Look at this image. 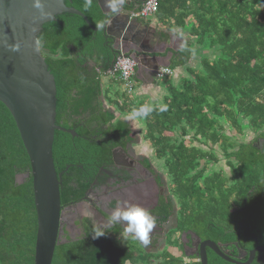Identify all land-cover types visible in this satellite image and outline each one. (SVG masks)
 I'll list each match as a JSON object with an SVG mask.
<instances>
[{
  "label": "trees",
  "instance_id": "16d2710c",
  "mask_svg": "<svg viewBox=\"0 0 264 264\" xmlns=\"http://www.w3.org/2000/svg\"><path fill=\"white\" fill-rule=\"evenodd\" d=\"M64 4L83 13L92 27L103 23L96 0L90 8L84 0ZM156 13L191 16V35L218 51L178 86L169 76L158 79L167 86L163 104L151 106L146 118H134L143 121L142 136L169 178L170 196H161L150 213L156 224H164L178 205L176 228L160 255L146 254L139 246L116 245L110 233L121 229L98 230L83 218L80 236L58 243L51 264H147L149 258L159 259L156 264H200L197 255L185 256L191 261L184 262L182 245L170 238L185 231L213 241L227 255L233 242L244 249L264 247V0H158ZM37 42L54 78L55 124L76 134L54 132L52 157L61 174L63 208L81 200L91 183L113 168V150L126 151L134 143L124 116L144 104L118 92L110 96V85L120 81H103L118 52L112 38L79 16H55L42 25ZM189 55L187 42L170 69L184 66ZM224 126L244 138L232 139ZM215 146L228 178L221 171L205 174L207 164L218 161ZM29 170L13 118L0 103V264H33L36 213L31 177L23 176ZM99 231L105 235L95 238ZM170 247L180 254L170 253ZM206 256L207 264H233L209 249ZM250 264H264V253Z\"/></svg>",
  "mask_w": 264,
  "mask_h": 264
},
{
  "label": "water",
  "instance_id": "95a60500",
  "mask_svg": "<svg viewBox=\"0 0 264 264\" xmlns=\"http://www.w3.org/2000/svg\"><path fill=\"white\" fill-rule=\"evenodd\" d=\"M143 1L125 0L118 12L113 13L107 7L106 0H96L104 20L103 27L95 28L83 13L66 6L64 0H41L42 10L34 7V0H0V103L13 118L29 161L30 170L23 176L31 177L36 213L33 264H51L55 246L67 241L63 237L61 222V174H56L54 168L52 145L56 130L76 135L73 130L55 124L54 78L40 53L37 35L42 25L55 20V16L61 13L73 14L82 18L92 30L101 29L112 38L113 46L117 43L125 44L127 49L121 51L137 62L138 33L132 31L129 12ZM116 152L115 149L113 159ZM92 214L100 216L96 210ZM191 237L196 242L194 247L200 264H207L206 249L233 264H250L255 253H264V247L256 246L248 254L243 253L242 256L247 255V259L242 262L237 259L238 255L232 258L223 253L209 239L201 241L194 234Z\"/></svg>",
  "mask_w": 264,
  "mask_h": 264
},
{
  "label": "crops",
  "instance_id": "0c3cea01",
  "mask_svg": "<svg viewBox=\"0 0 264 264\" xmlns=\"http://www.w3.org/2000/svg\"><path fill=\"white\" fill-rule=\"evenodd\" d=\"M179 11H175V15ZM130 26L133 32H137L139 41L137 67L133 76L132 100L142 102L144 105L155 106L162 105L163 99L168 95L165 81L155 79V71L158 68H170L171 61L176 52L180 51L188 42L190 55L188 62L184 66L171 69L172 74L168 77L172 85L178 86L183 79L191 78L190 71L201 70L203 60H213L217 57L216 46H210L208 40L205 43L197 41V37L191 35L193 19L191 16L168 17L161 13H155L145 19L130 20ZM115 33H112L114 35ZM142 43V45H141ZM116 50L127 49L125 44L117 43L113 46ZM121 53H123L121 51ZM104 80L110 81L109 75H105ZM106 82V81H105ZM132 132L142 134L143 123L138 119H129ZM141 147H139L140 145ZM134 155L150 156L149 144L143 136H136L133 144L129 145Z\"/></svg>",
  "mask_w": 264,
  "mask_h": 264
},
{
  "label": "flooded vegetation",
  "instance_id": "af4514ba",
  "mask_svg": "<svg viewBox=\"0 0 264 264\" xmlns=\"http://www.w3.org/2000/svg\"><path fill=\"white\" fill-rule=\"evenodd\" d=\"M116 150V156L113 159V168L104 171L103 175L99 177V179L94 180L91 183V187L85 192V195L81 200L74 204H70L61 208L63 237H65L66 239H75L76 237L80 236L81 226L79 224V221L83 218H89L93 226L98 230L111 229L112 232L117 229L122 230L124 228L122 224L105 223L112 211L120 206L122 202L127 201L130 204L143 207L150 212L154 210L161 196H170L169 194L162 193V185H165L163 177L158 174L159 170L157 171V173L155 168H153L154 166H151L148 155H136V157L140 156V158H134L129 153V151L131 150L129 146L124 153L121 152L120 149ZM145 163H148L149 166L146 167ZM98 191H100V193ZM82 204L87 206L85 207V210L87 212H90L91 214L90 216L80 215L78 219L76 217L74 220H72L71 228L76 229L78 233L77 236H70L66 229L67 224L64 223L65 219L63 217V213L66 209H70L73 207L72 209H74V213L79 212L80 214L82 213V208L80 207V205ZM94 210H96L100 214V216H93L92 213L94 212ZM173 213L174 208L172 210V214ZM172 214L164 224L159 223L155 225L154 230H152V232L150 233V239L159 236L161 231H165L164 228L169 223V220H171ZM155 220L157 219L155 218ZM174 228H176V225L165 233V242H167L166 236L170 234V231ZM123 231L124 229L118 235H114L112 233L110 234L113 238L121 235ZM191 235L192 233H190L189 231L180 232L177 235V238L179 239L178 244L182 245L183 253H186L188 256L196 255L197 253V249H195L194 247L196 242L194 238L191 237ZM157 241H155V239L151 240L152 247L157 243ZM133 245L135 247H138L137 244ZM232 245L233 248H231L230 252L228 253H230L233 258H236L238 255V260L242 262L245 261L247 259V255L243 257V253L246 252L248 254V251L251 249H244L238 246L235 242H233ZM227 246H229V244L225 245V247ZM237 250H239V252H237ZM154 252H147L146 254H153ZM256 255L257 253H255V257Z\"/></svg>",
  "mask_w": 264,
  "mask_h": 264
},
{
  "label": "rangeland",
  "instance_id": "374dc122",
  "mask_svg": "<svg viewBox=\"0 0 264 264\" xmlns=\"http://www.w3.org/2000/svg\"><path fill=\"white\" fill-rule=\"evenodd\" d=\"M111 65H112V63H111ZM111 65H110V67H111ZM110 67L106 71L105 75H109L110 78H113L109 74ZM103 82L105 84L108 83L107 80H104ZM115 92H118V95H124V96L127 95L131 99H132V95H134V93H132L133 90H130L128 87L123 86L121 83H119V84L114 83L113 85H110V88H109V94H110V96L111 97H114V93ZM136 101H133V102L135 103ZM116 116H117L116 118H119L120 117L118 114ZM124 118H125V116H124ZM139 120L143 123V121L141 119H139ZM224 127H225V133L227 135H230L232 137V139L237 138L238 141H241L244 138L243 136H240V135L235 136L236 135V132L233 129H227L226 126H224ZM141 128H143V127L141 126ZM140 135H142V134H140L139 131L135 133V137L136 136H140ZM138 145H140V144H138ZM194 145H197L196 142L194 143ZM139 147H141V145ZM201 148L202 149H205V150L207 149V148H205V146H202ZM214 150H215V152L217 154L218 161L216 163H209V164H207L206 170H205V174L207 175V174L211 173L212 171H215V172L216 171H221L223 173V175L228 178L229 177V168L225 164V159L221 155V151H220V149L217 146L214 147ZM121 152L124 153L125 151L121 150ZM129 153L134 158H140V156H137V157L134 156L133 150H130ZM148 159H149V162L151 163V166L152 167L154 166L153 168H155L156 172L159 170V173L158 172L157 173L163 177V181H164L165 185H162V193L163 194H170V190H169V186H168V183H169V180L168 179L169 178H167V176H166V172H165V169L163 167L162 160L156 159L151 153H150V156H149ZM201 164L203 165V163H201ZM22 178H23L22 176H18L17 177V180H21ZM98 192L100 193V191H98ZM80 207L82 208V213H80V214H79V212L78 213H74V209H72L73 207L70 208V209H66L64 211V213H63V217L65 219L64 223L67 224V228L66 229H67V232H68V234L70 236H77V233H78L76 229H72L71 228V222H72V220H74L76 217L78 219L80 215H84V216L88 215V216H90V214H91L90 212H87L85 210V207H87L86 205H83L82 204V205H80ZM176 210H178V205H175L174 204V213L171 216V220H169V223L165 226V228H164L165 231H161V233H160L159 236L153 238V239H155V241L158 240L157 243L153 247H152V243L151 242H150L151 244H149L147 247H144L138 241H133L130 238H127L126 239L124 237V235H123L124 231L122 232L121 235H119L117 237H113V240H114L115 244L116 245L123 246V247H128V246H130V244L131 245H133V244L136 245L137 244L138 246H140L141 250L143 252H145V253H147V252H154L155 251L153 254L160 255L159 253L162 252V250L167 247V243L164 241V235H165V233L169 229H171L172 227H174L176 225V220H177ZM70 213H73V214H70ZM177 235L178 234H173L170 238L173 239V240L176 239V242L178 243L179 239L177 238ZM153 239H150V241L153 240ZM175 246H177V245L175 244ZM168 251L170 253H173L174 255H176V254L179 255L180 254V252L177 251L173 247L168 248ZM185 256H188V255L185 253L184 256H181L184 262L191 261L190 259L186 258ZM146 262H147V264H156V263L159 262V259L149 258ZM126 264H129V263H126ZM137 264H141V263H137Z\"/></svg>",
  "mask_w": 264,
  "mask_h": 264
},
{
  "label": "clouds",
  "instance_id": "9594fccd",
  "mask_svg": "<svg viewBox=\"0 0 264 264\" xmlns=\"http://www.w3.org/2000/svg\"><path fill=\"white\" fill-rule=\"evenodd\" d=\"M124 2L125 0H106V5L111 10V12L116 13L124 4ZM92 4L93 0H84L85 8H90ZM34 7L42 10L43 5L41 0H34ZM97 27H103V24H99ZM163 110L164 108H161V111ZM152 111L153 108L151 106L142 105L139 108H134L132 110L129 115V119H134L137 117L146 118L151 114ZM105 223L124 225L123 235L125 238L138 241L142 246L147 247L151 242L150 233L156 225V220L147 209L124 201L120 206L112 211ZM104 235V231H99L94 234V237L99 238Z\"/></svg>",
  "mask_w": 264,
  "mask_h": 264
},
{
  "label": "built area",
  "instance_id": "2783aa9c",
  "mask_svg": "<svg viewBox=\"0 0 264 264\" xmlns=\"http://www.w3.org/2000/svg\"><path fill=\"white\" fill-rule=\"evenodd\" d=\"M158 8V0H144L141 5L129 12V18L134 19H145L156 13ZM137 62L132 56L119 53L109 69V74L118 79L123 86L128 87L130 90L133 88V76ZM172 70L170 68L161 67L155 71V78L161 79L166 76H170Z\"/></svg>",
  "mask_w": 264,
  "mask_h": 264
}]
</instances>
